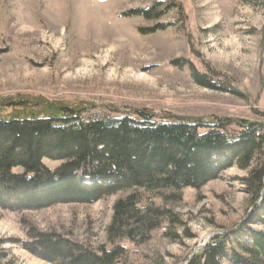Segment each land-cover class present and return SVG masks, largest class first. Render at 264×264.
Returning a JSON list of instances; mask_svg holds the SVG:
<instances>
[{
  "label": "rangeland",
  "instance_id": "rangeland-1",
  "mask_svg": "<svg viewBox=\"0 0 264 264\" xmlns=\"http://www.w3.org/2000/svg\"><path fill=\"white\" fill-rule=\"evenodd\" d=\"M138 9L151 10L149 19L122 15ZM192 71L219 89L199 86ZM53 107L83 108L85 118L140 110L264 125V0H0V117H44ZM43 164L55 170L60 162ZM245 177L232 167L182 190L179 203L167 204L181 223L164 222L145 241L116 239L118 263L186 264L213 237H240L251 209ZM122 195L39 209L6 204L0 264H56L24 247L43 234L92 252L109 248L106 229ZM249 226L264 233L263 223Z\"/></svg>",
  "mask_w": 264,
  "mask_h": 264
},
{
  "label": "trees",
  "instance_id": "trees-1",
  "mask_svg": "<svg viewBox=\"0 0 264 264\" xmlns=\"http://www.w3.org/2000/svg\"><path fill=\"white\" fill-rule=\"evenodd\" d=\"M150 13L138 9L122 15L149 19ZM191 73L199 86L219 89L205 75ZM82 111L53 107V114L44 117H0V199L4 196L0 208L92 204L123 193L113 205L106 229L109 248L92 252L43 234L24 244L32 254L56 264H119L124 249L114 245L116 239L145 241L164 222L180 224L167 204L179 203L182 190H198L237 167L247 171L242 181L251 197L243 227L246 236L244 232L240 237L235 232L215 236L186 264H222L226 259L234 264H264V233L249 226L264 224V125L159 118L140 110L85 118ZM231 124L237 132L227 131ZM45 159L60 165L50 170L43 164Z\"/></svg>",
  "mask_w": 264,
  "mask_h": 264
},
{
  "label": "bare ground",
  "instance_id": "bare-ground-1",
  "mask_svg": "<svg viewBox=\"0 0 264 264\" xmlns=\"http://www.w3.org/2000/svg\"><path fill=\"white\" fill-rule=\"evenodd\" d=\"M26 29H27V28H26ZM86 65H87V64H86ZM86 65L83 66L82 68H80L76 73H77V74H81V73H85V72H87V71H88V66H86ZM89 65H90V63H89ZM90 66H91V65H90ZM138 78H139V77H138ZM85 183H88V182L86 181ZM205 245H206V244H205ZM205 245H204V246H205ZM204 246H203V247H204Z\"/></svg>",
  "mask_w": 264,
  "mask_h": 264
}]
</instances>
